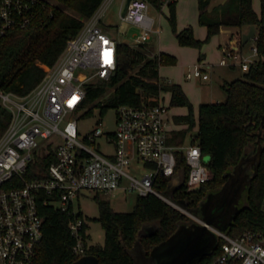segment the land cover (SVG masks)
Returning <instances> with one entry per match:
<instances>
[{
    "label": "built area",
    "instance_id": "1",
    "mask_svg": "<svg viewBox=\"0 0 264 264\" xmlns=\"http://www.w3.org/2000/svg\"><path fill=\"white\" fill-rule=\"evenodd\" d=\"M44 1L0 0V43L13 31L29 28ZM150 9L146 0L130 2L124 20L142 29L137 45L146 42L154 31ZM103 13L104 9L85 20L56 63L44 67L45 76L32 91L20 95L0 88V106L11 116L0 135V264L34 263L44 237L41 205L61 211L73 209L69 227L76 239L74 253L80 259L87 255L90 245L76 201L86 193L112 197L152 194L180 208L168 198L161 183L163 179L171 184L182 182L177 172L180 153L189 166L190 188L212 178L197 138L190 146L173 142L177 130L172 124L177 122L166 103L167 92L161 90L156 103L113 108L114 130L103 127L104 116L111 109H103L109 92L90 114L94 106L86 105L87 85L111 81L120 63V44L100 25ZM250 43L251 56H245L233 43L230 49H224L222 64L249 71L264 59L257 46V34ZM210 68L197 67L187 73L186 79L206 81ZM95 113L99 115L95 126L84 132L83 124ZM42 153L51 160L46 174L29 177L30 166ZM210 228L223 241L211 264H264V231L232 237Z\"/></svg>",
    "mask_w": 264,
    "mask_h": 264
},
{
    "label": "trees",
    "instance_id": "2",
    "mask_svg": "<svg viewBox=\"0 0 264 264\" xmlns=\"http://www.w3.org/2000/svg\"><path fill=\"white\" fill-rule=\"evenodd\" d=\"M104 1L45 0L29 28L13 31L1 41L0 88L20 95L32 91L44 78V67L56 63L67 41L82 30L85 20L91 18ZM146 1L157 10H161L165 3V0ZM210 2L199 0V23L207 29L204 41L195 38L191 27L177 31L176 1L168 2L169 20L179 44L201 50L205 43L227 28L232 31L230 40L243 48L245 27L255 25L259 53L264 56V0H260V12L255 10L254 0H226L209 12ZM119 53L116 76L109 82L86 87V105L94 106L90 114L99 106L97 101L111 89L114 91L104 110L125 104L156 103L161 90L171 93V106L187 107L188 114L176 116L175 121L188 127L175 131L173 142L182 145L188 132L198 127L197 143L203 157H211L206 164L212 178L197 188H190L187 183L189 166L184 154L180 153L177 172L182 182L175 187L173 198L187 209L197 210L210 193L222 189L227 174L245 155L258 151L259 141L264 148V59L245 72L243 78L225 82L226 101L200 104L196 117L193 103L180 84L161 83L160 67L176 65L178 59L175 56L161 53L160 57L148 59L142 49L121 44ZM203 58L201 53L199 60ZM134 69L137 72L133 74ZM10 118V114L0 106V135ZM50 162L46 153L37 156L28 170L29 177L44 176ZM161 183L162 189L168 191L170 181L163 179ZM243 200L241 212L227 231L232 237L247 231H264V150L257 174ZM96 201L99 208L96 221L105 232V243L89 246L87 255L96 257L100 264H136L135 247L144 225L157 224L155 233L140 238L144 252L150 254L157 245L174 235L181 225L193 223L187 215L152 194L139 196L131 212H118L108 200L99 196ZM40 213L44 220V237L33 264H74L79 258L74 253L76 239L69 227L74 218L73 209L61 211L50 205H41ZM79 217H83L82 213ZM218 241L217 249L199 264L213 262L223 243L222 239Z\"/></svg>",
    "mask_w": 264,
    "mask_h": 264
},
{
    "label": "rangeland",
    "instance_id": "3",
    "mask_svg": "<svg viewBox=\"0 0 264 264\" xmlns=\"http://www.w3.org/2000/svg\"><path fill=\"white\" fill-rule=\"evenodd\" d=\"M126 0H105L101 7L97 10L96 14L104 9L102 19L100 21L101 27L113 36L116 41L121 45H129L133 48L142 49L146 53L148 59L160 57L161 53L170 54L178 59L176 65H164L160 67L161 83L163 84H180L187 96L193 103L195 116H198V107L200 103H218L224 102L227 99V94L223 89L226 81L231 82L236 79L244 77V70L240 67L231 68L229 65H223L222 59L225 57L224 49H230L234 40L229 41L228 31L230 29L223 28L221 32L214 36L209 42L205 43L201 50L189 46H181L174 33L169 16L170 10L168 6L169 1L165 0L161 10H157L151 6L150 16L155 20L154 31L150 32L149 39L141 43L135 44L136 38L142 32V29L133 26L126 22L121 17V11ZM176 1V18H177V31L180 32L187 27H191L194 32L195 38L204 41L207 38V29L201 26L198 20L199 15V1L198 0H174ZM226 0H211L208 11L211 12L215 7L224 4ZM167 3V4H166ZM214 7V8H213ZM213 8V9H212ZM249 45V43H248ZM204 54V58L200 61V54ZM245 56H251L252 53L248 47L244 49ZM204 63L211 64L207 73L210 75V81L202 79L187 80L186 75L190 71L195 70L197 67L204 65ZM134 69L132 73H136ZM109 94L105 97L108 98L112 94L113 89L108 90ZM167 105L170 107L173 116L187 115L189 110L187 107H173L171 106V93H165ZM106 100V99H104ZM116 110L111 108L107 111L103 119V127L105 130L115 129V115ZM97 113L94 117L83 124V131L88 132L95 126L98 120ZM173 128L177 131L182 130L184 127L178 123L173 122ZM198 127L193 128L187 134L185 145L190 146L197 138ZM197 141V139H196ZM210 155L205 157V161H210ZM106 199L110 202L111 207L118 212H131L136 204L137 196L129 194L128 196H107L100 193H86L79 200L76 201L79 211L83 215V219L87 225V234L89 236V245H104L105 232L101 224L96 221L99 217V208L96 197ZM244 205V200L241 206ZM174 208V207H173ZM183 212L180 208H175ZM193 222L199 220L192 214L185 212ZM137 249L136 264H148L144 253L139 246Z\"/></svg>",
    "mask_w": 264,
    "mask_h": 264
},
{
    "label": "water",
    "instance_id": "4",
    "mask_svg": "<svg viewBox=\"0 0 264 264\" xmlns=\"http://www.w3.org/2000/svg\"><path fill=\"white\" fill-rule=\"evenodd\" d=\"M126 0L121 11V17L125 19L130 2ZM257 34L255 25L242 36V45L252 41ZM127 68V66L125 67ZM264 148L259 141L258 151L245 155L240 163L227 174V181L218 192L210 193L197 210H189L184 204L174 200L173 195L178 182L170 185L166 195L175 201L183 210L195 216L199 222L181 225L176 233L168 240L157 245L150 254L144 252L140 238L156 232L157 224L144 225L139 235L137 246L144 253L148 264H199L206 256H210L218 247L217 234L210 227L222 232H227L234 224L242 210L241 202L245 191L257 174L258 165ZM135 247V259L137 249ZM74 264H100L94 256L86 255L78 259Z\"/></svg>",
    "mask_w": 264,
    "mask_h": 264
},
{
    "label": "crops",
    "instance_id": "5",
    "mask_svg": "<svg viewBox=\"0 0 264 264\" xmlns=\"http://www.w3.org/2000/svg\"><path fill=\"white\" fill-rule=\"evenodd\" d=\"M199 1V0H198ZM210 4H211V2H210ZM254 7H255V10L257 11V12H260V10H261V4H260V0H254ZM214 8V7H213ZM212 8V9H213ZM199 15H200V12H199ZM199 15H198V20H199ZM257 29V28H256ZM250 30V26H247V27H245V29H244V33H247L248 31ZM228 32V37H229V41L227 42V45L229 44V42L231 41L230 39H231V34H232V31L231 30H227ZM250 46H251V43H249V45L247 44V45H245L243 48H242V51H244V49H246V47H248V48H250ZM204 67H207V66H211V64H209V63H204V65H203ZM212 68V67H211ZM231 68H233V69H235V68H238V66H231ZM208 72V71H207ZM245 72V71H244ZM210 77H209V79L208 80H206V81H210ZM205 81V82H206ZM226 82H228V81H226ZM200 104H202V103H200ZM199 104V105H200ZM176 118V116H174V119ZM179 124V123H178ZM180 125H183L184 127L182 128V129H186L188 126L187 125H184V124H180Z\"/></svg>",
    "mask_w": 264,
    "mask_h": 264
}]
</instances>
